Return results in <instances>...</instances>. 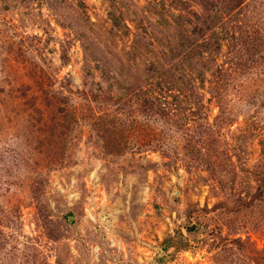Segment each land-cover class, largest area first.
Instances as JSON below:
<instances>
[{
	"label": "rangeland",
	"instance_id": "rangeland-1",
	"mask_svg": "<svg viewBox=\"0 0 264 264\" xmlns=\"http://www.w3.org/2000/svg\"><path fill=\"white\" fill-rule=\"evenodd\" d=\"M150 1L0 0V38L22 41V51L38 63L41 58L57 77L51 84L57 93L75 98L89 92L92 100L99 90L114 95L117 89L98 84L99 70L85 77L83 40L98 37L101 48L93 51L105 50L110 32L119 49L132 44L122 26L113 27L112 15L132 19L126 10L135 5L138 21L157 20ZM184 1L203 21L222 19L204 39L216 50L221 39L213 69L224 66L233 77L238 68L240 80L220 78L216 88L210 75L205 86L199 74L173 79L171 89L191 91L200 102L194 116L185 105L189 123L174 149L125 133L127 112L117 115V131L112 118L74 119L55 133V122L41 121L40 131H31L25 120H36L22 101L9 100L0 114V264H264V204L247 207L257 186L251 169L264 167V81L251 80L264 73V0H236L234 10L231 0ZM168 4L173 21L178 6ZM163 28L166 35L154 25L165 37L176 34L174 25ZM92 107L98 111L96 102ZM176 109L182 114L181 105ZM26 138H33L29 148L22 145Z\"/></svg>",
	"mask_w": 264,
	"mask_h": 264
},
{
	"label": "trees",
	"instance_id": "trees-1",
	"mask_svg": "<svg viewBox=\"0 0 264 264\" xmlns=\"http://www.w3.org/2000/svg\"><path fill=\"white\" fill-rule=\"evenodd\" d=\"M232 1L236 4L234 5ZM192 3L195 1L192 0ZM149 4V8L156 10L157 20L144 16L147 23L144 18L138 21V11H136L135 5L126 10L132 19H126L124 13L112 15L113 27L120 29L122 26L125 30V37H134L132 44L119 49L110 32L103 40L105 50L93 51L94 46L101 48L99 42L101 39L98 37L83 40L82 48L86 57L83 65L85 77L89 80L95 78L94 70H99L101 82L98 84L109 85L110 91L118 90V93L114 95H104L99 90V94L93 100L89 92L81 94L79 96L81 99L79 97H66L63 93H57L51 87V84L57 81V77L45 69V64L42 63L41 58L38 63L34 57H29L31 55L29 51H22V41L16 43L15 40L10 39L3 42L0 38V114L6 110L9 100H20L30 115L29 117L36 120L33 124L25 120L31 131L37 130L39 132L41 121H53L55 127L51 131L55 133L56 130L66 131V128H70L74 123V119L79 118L95 122L112 118L111 128L113 131H117L119 130L118 125H115L117 115L120 112H127L128 124L125 123L123 126L125 133H136L140 138H150L147 144L155 140L153 142H157L162 148L169 146L174 149L176 142L181 143L184 138V125L189 123V116H182L183 111L188 106L186 112L190 111L194 116L195 108H200V102L194 101L191 91L181 88L171 89L174 87L173 79H175L174 81L181 79L183 81L186 76L189 79H195L199 74L204 85L210 75L211 78L208 80L217 88L220 78L235 83L240 80L242 74H238L240 71L238 68L235 69L236 74L233 77L229 75L228 69L224 66H217L213 69L214 63L218 61L216 52L220 53L221 39L216 50L211 41L204 39V37L209 35L208 33L212 30L215 21L222 23L221 18L213 17L212 20L203 21L199 11H193V7H187V1L175 0V4L178 6V10H176L178 15L172 21L166 16L168 8H170L168 0H151ZM230 4L232 5L231 9L234 10L240 3L231 0ZM147 13L148 11L145 15ZM154 25L162 28L165 35L168 29L163 27L170 26L171 28L174 25L176 34L172 35L174 31L165 37L154 30ZM2 51L7 52V55ZM143 52H146L145 54L148 56L141 61ZM22 55L26 58L24 59L25 63H21L20 67H15L18 63L16 59ZM252 62L258 66L257 62ZM187 66H195L196 69H187ZM100 68L102 69L100 70ZM196 70L200 72L198 73ZM251 80L256 83L264 81V73L262 75L254 74ZM165 84L168 86L166 87ZM194 86L192 87L193 93L196 89ZM172 91L175 93L177 101L173 104L167 101L170 98L168 94ZM213 91L215 88L211 87V92ZM236 93L238 92L236 91ZM241 93H243L242 88L239 89V94ZM219 94L222 100V91ZM78 102L80 104L76 105ZM94 102L97 103L98 111L92 107ZM180 105L182 106V114L180 112L178 114L179 110L176 109ZM201 105L204 107L202 102ZM230 105L231 101L229 100L226 108ZM175 113L177 115L174 116ZM224 114H228V111H224ZM61 121L64 122L61 123ZM97 128L103 131L109 127L99 125ZM22 129L25 130L24 132L28 131L25 126ZM32 139L26 138L22 145L29 148ZM261 156L264 158V139L261 140ZM254 168L251 171L255 172L256 191L247 201V207L252 208V210L257 209L260 203L264 204V174L257 175L264 171V167L260 166L259 169L255 170ZM249 170L247 168V171ZM248 237V240L253 243L250 233ZM251 262L259 264L256 259Z\"/></svg>",
	"mask_w": 264,
	"mask_h": 264
}]
</instances>
